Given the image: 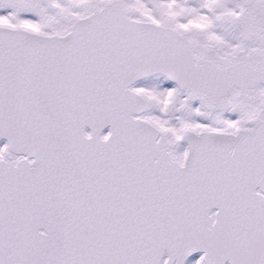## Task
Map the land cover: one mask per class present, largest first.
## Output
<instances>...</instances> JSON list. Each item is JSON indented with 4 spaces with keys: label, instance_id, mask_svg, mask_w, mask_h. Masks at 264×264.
<instances>
[{
    "label": "snow or ice",
    "instance_id": "obj_1",
    "mask_svg": "<svg viewBox=\"0 0 264 264\" xmlns=\"http://www.w3.org/2000/svg\"><path fill=\"white\" fill-rule=\"evenodd\" d=\"M0 264H264V0H0Z\"/></svg>",
    "mask_w": 264,
    "mask_h": 264
}]
</instances>
